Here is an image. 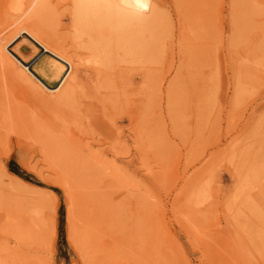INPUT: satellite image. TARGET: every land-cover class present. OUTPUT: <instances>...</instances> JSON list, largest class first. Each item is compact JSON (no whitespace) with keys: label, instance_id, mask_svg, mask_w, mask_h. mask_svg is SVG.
Returning a JSON list of instances; mask_svg holds the SVG:
<instances>
[{"label":"rangeland","instance_id":"1","mask_svg":"<svg viewBox=\"0 0 264 264\" xmlns=\"http://www.w3.org/2000/svg\"><path fill=\"white\" fill-rule=\"evenodd\" d=\"M216 2L220 12L207 10L212 18L198 28L215 44L217 57L192 56L194 45L178 40L159 55L146 116L152 145L132 154L127 170L99 174L104 184L78 182L80 176L61 167L72 186L67 193L46 173V163L54 160L30 124L12 120L13 112L3 114L0 264H264V237L254 239L264 214L233 203L242 154L264 161V73L257 64L264 59V2ZM166 4L176 21L171 0ZM198 18L189 22L198 24ZM193 36L204 41L200 32ZM119 123L130 131L126 114ZM5 167L25 181L20 189L9 187ZM187 183L206 189L205 206L189 205ZM80 190L86 192L85 208L75 194ZM33 205L41 208L39 231L28 229L17 238L32 220ZM69 205L75 241L68 237Z\"/></svg>","mask_w":264,"mask_h":264},{"label":"bare ground","instance_id":"2","mask_svg":"<svg viewBox=\"0 0 264 264\" xmlns=\"http://www.w3.org/2000/svg\"><path fill=\"white\" fill-rule=\"evenodd\" d=\"M166 1L0 0V118L13 112L12 120L30 124V133L41 139L54 160L46 163V173L67 193L72 186L59 168L80 176L78 182L104 184L105 177L99 174L110 176L127 170L132 154L152 145L146 116L152 63L160 54L178 40L180 46L194 45L192 56L197 51L208 59L217 57L218 52L212 49L215 44L198 26H208L212 17L205 15L207 10L220 12L218 2L171 0L177 15L174 21ZM250 9L255 12L256 8L252 5ZM197 18L198 24L189 22ZM196 31L204 41L196 42ZM257 64L264 73V59ZM50 75L53 80L43 77ZM124 114L130 117L128 133L119 123ZM239 162L235 175L240 187L233 203L262 216L264 199L254 195L261 191L264 196V161L253 162L245 152ZM5 170L10 175L9 187L20 189L25 181L7 167ZM106 181L112 182L110 178ZM195 185L185 184L184 194H189L188 202H192L189 205L205 206L206 189ZM75 194L85 208L86 192ZM29 213L32 220L26 222L27 230L22 223L25 230L17 238L24 237L28 229L32 234L39 231L41 208L33 205ZM67 219L68 237L75 241L71 205ZM263 237L264 225L254 239Z\"/></svg>","mask_w":264,"mask_h":264},{"label":"trees","instance_id":"3","mask_svg":"<svg viewBox=\"0 0 264 264\" xmlns=\"http://www.w3.org/2000/svg\"><path fill=\"white\" fill-rule=\"evenodd\" d=\"M15 167V168H14ZM12 167V170L15 172V173H18L19 174V171L17 170L18 168L16 166Z\"/></svg>","mask_w":264,"mask_h":264}]
</instances>
